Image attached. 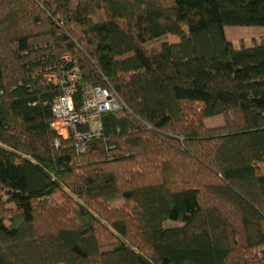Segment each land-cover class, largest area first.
Wrapping results in <instances>:
<instances>
[{
    "label": "trees",
    "instance_id": "1",
    "mask_svg": "<svg viewBox=\"0 0 264 264\" xmlns=\"http://www.w3.org/2000/svg\"><path fill=\"white\" fill-rule=\"evenodd\" d=\"M74 70L120 101L82 152ZM262 163L264 0H0V264H264Z\"/></svg>",
    "mask_w": 264,
    "mask_h": 264
},
{
    "label": "built area",
    "instance_id": "2",
    "mask_svg": "<svg viewBox=\"0 0 264 264\" xmlns=\"http://www.w3.org/2000/svg\"><path fill=\"white\" fill-rule=\"evenodd\" d=\"M47 81L65 85L62 92L52 101L51 126L56 133L54 144L61 139H71L75 148L82 152L88 143L101 137V116L107 111L120 106V101L114 91L100 86H85L82 90L81 103L76 108L73 95L76 90V71L61 77L55 72H46Z\"/></svg>",
    "mask_w": 264,
    "mask_h": 264
},
{
    "label": "rangeland",
    "instance_id": "3",
    "mask_svg": "<svg viewBox=\"0 0 264 264\" xmlns=\"http://www.w3.org/2000/svg\"><path fill=\"white\" fill-rule=\"evenodd\" d=\"M261 33L262 32H260L257 29H250V30H242L240 33H237V35L242 38L245 37L243 40V44L249 45L253 41H259L260 39L259 35H262ZM168 40L169 42H176L178 41V38L175 36L169 35ZM258 172L264 174V163L258 165Z\"/></svg>",
    "mask_w": 264,
    "mask_h": 264
}]
</instances>
